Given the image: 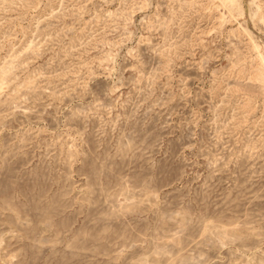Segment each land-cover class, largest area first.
Wrapping results in <instances>:
<instances>
[{"label": "rangeland", "instance_id": "1", "mask_svg": "<svg viewBox=\"0 0 264 264\" xmlns=\"http://www.w3.org/2000/svg\"><path fill=\"white\" fill-rule=\"evenodd\" d=\"M0 264H264V0H0Z\"/></svg>", "mask_w": 264, "mask_h": 264}]
</instances>
